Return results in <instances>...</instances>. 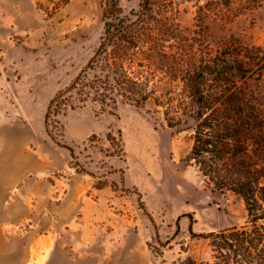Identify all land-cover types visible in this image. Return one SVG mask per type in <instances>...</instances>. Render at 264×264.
Listing matches in <instances>:
<instances>
[{
    "label": "rangeland",
    "instance_id": "rangeland-1",
    "mask_svg": "<svg viewBox=\"0 0 264 264\" xmlns=\"http://www.w3.org/2000/svg\"><path fill=\"white\" fill-rule=\"evenodd\" d=\"M106 1L0 0V264H226L190 226L253 224L193 160L188 80L217 60L253 67L230 90L260 117L239 152L264 173V0H118L128 38L85 98L69 89L119 24Z\"/></svg>",
    "mask_w": 264,
    "mask_h": 264
},
{
    "label": "trees",
    "instance_id": "trees-1",
    "mask_svg": "<svg viewBox=\"0 0 264 264\" xmlns=\"http://www.w3.org/2000/svg\"><path fill=\"white\" fill-rule=\"evenodd\" d=\"M219 3L227 5L229 0H219ZM148 5L149 0H143V6L146 8ZM120 14L118 0H107L104 16L106 19L114 17L119 24L106 22L105 35L95 56L69 90L79 86L85 98H89L92 92L99 91L98 87H92L88 71L100 65L102 56L107 54L109 47L125 42L128 38L129 27L122 26L124 20L119 17ZM252 68L245 69L238 63L231 65L225 59L217 60L214 66L206 65L202 72L188 80L198 109V126L192 148L193 160L203 176L213 182L217 190L231 188L243 198L249 224H253L252 229L246 226L207 235H196L192 225L190 226L191 236L209 240L215 259L221 258L226 264H252L255 258L264 264V223L263 226H257L264 221V186L260 187L264 173L257 168V164L247 165L248 150L245 147L239 152L249 135L255 136L261 132L262 125L256 110L240 105L244 99H240L230 90L231 86H236L235 78L245 79L252 76L256 72ZM59 97L53 99L51 107ZM229 164L235 165V170L224 172L225 175L219 173L220 165ZM257 194L262 197L257 198ZM177 227L179 229V224ZM176 264L207 263L188 259Z\"/></svg>",
    "mask_w": 264,
    "mask_h": 264
},
{
    "label": "water",
    "instance_id": "water-1",
    "mask_svg": "<svg viewBox=\"0 0 264 264\" xmlns=\"http://www.w3.org/2000/svg\"><path fill=\"white\" fill-rule=\"evenodd\" d=\"M45 217H46V218H49V215H46Z\"/></svg>",
    "mask_w": 264,
    "mask_h": 264
}]
</instances>
